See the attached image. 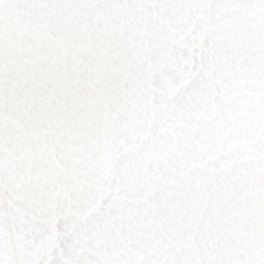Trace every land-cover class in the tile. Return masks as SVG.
<instances>
[{"label": "snow or ice", "instance_id": "snow-or-ice-1", "mask_svg": "<svg viewBox=\"0 0 264 264\" xmlns=\"http://www.w3.org/2000/svg\"><path fill=\"white\" fill-rule=\"evenodd\" d=\"M0 264H264V0H0Z\"/></svg>", "mask_w": 264, "mask_h": 264}]
</instances>
